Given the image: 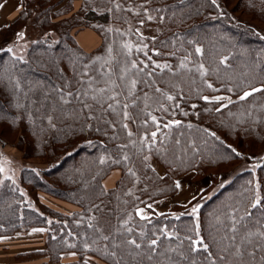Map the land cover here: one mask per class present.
Masks as SVG:
<instances>
[{
    "label": "trees",
    "instance_id": "1",
    "mask_svg": "<svg viewBox=\"0 0 264 264\" xmlns=\"http://www.w3.org/2000/svg\"><path fill=\"white\" fill-rule=\"evenodd\" d=\"M73 1L22 0L15 19L0 28V137L25 146L24 158L38 159L18 164L10 156L2 158L5 168L3 160L12 162L16 176L12 181L0 177V235L41 225L48 252L89 253L107 264H264V155L245 160L235 153L240 146L248 151L249 146H264V90L226 107L202 98L225 88L234 94L264 89V0H124V6L114 0H96L102 2L97 6L83 0L74 8ZM134 1L154 13L157 24L143 50L131 52L135 73L117 61L114 39L111 59L100 66L101 55L94 50L113 33L105 26L125 23ZM29 17L57 37L31 41L21 58L8 49ZM74 27L93 28L101 43L84 49L71 33ZM148 55L159 66L150 67ZM194 62L202 64L204 79L217 87L192 75ZM167 86L175 87L172 100ZM175 121L180 123L170 124ZM113 146H132L143 173L149 169L143 154L151 146H165L163 153L173 157L183 153L177 146L195 155L200 148L208 164L237 159L243 169L199 205V226L194 216L179 213L186 204L148 219L136 214L137 207L129 217L115 209L100 227L103 219L93 215L108 197L102 193L122 187V179L110 190L103 185L113 169L110 162L103 167ZM168 173L156 181L169 190L176 175ZM233 180L239 183L235 188ZM233 189L242 194L235 205L225 197ZM39 193L78 209L64 213L48 207ZM212 212L218 216L206 227L204 217ZM153 239L155 252L150 249ZM133 240L141 247L129 243ZM196 240L207 250L190 251Z\"/></svg>",
    "mask_w": 264,
    "mask_h": 264
},
{
    "label": "rangeland",
    "instance_id": "2",
    "mask_svg": "<svg viewBox=\"0 0 264 264\" xmlns=\"http://www.w3.org/2000/svg\"><path fill=\"white\" fill-rule=\"evenodd\" d=\"M91 1L94 3L96 0ZM114 1L118 3V6H124L125 4L124 0ZM101 3L102 2L99 1L97 3H94V5L97 6ZM134 3H136V5H129L128 17H126L125 23H110V25L105 26L108 31H113V33L109 38H106L107 43L105 40L104 45L102 44L98 49H96V47L99 45V43H101V37L100 34L97 33V35L99 36V42H97L98 44L95 43L97 45L94 44L95 46L91 50L96 49L97 51H94L99 52V55H101V59L98 60L100 66L103 61H108L111 59L113 53L111 44L112 40L114 39L115 48L120 52V55L116 58L118 59L117 61L124 63L127 67V71L130 70L135 73L134 70L135 68H137V66L132 63L134 59L130 56L131 52L135 50H143L145 44L147 43L146 36H153L152 34L155 32L157 24L153 18L154 13L148 12L147 9L142 6L143 4L141 2L134 1ZM80 4L84 5L83 0H74L72 2V7L74 8L76 6H80ZM106 5L107 7H109L108 4ZM149 16L152 17L151 20L148 19ZM141 21H143V24L141 23ZM86 29L94 31L93 28L90 27H74L71 30V33L76 38V36H78V34L82 30ZM23 30V36H18L11 48V52L21 58L24 57L25 50L31 41L40 37H45L46 35L51 40H54L57 37L56 35H54L53 31L46 32L43 28L35 25L30 17L26 25L23 26ZM261 33L264 34V29L261 30ZM147 63L150 67L159 66V60L153 55H148ZM194 65L195 70L194 73H192L194 77L203 80V84L211 85L212 88L218 86L216 83H213L209 79H204V68L201 63L199 64L198 62H194ZM131 77H133V75L130 74V81L132 80ZM93 79L95 83L99 82L100 80V78H98V74L94 75ZM166 90L168 97L176 91L174 86H167ZM228 90L229 89L225 88L224 91L214 92L208 95L203 94L202 98L204 99V97H208L206 101H216L217 103L215 107H218L229 104L234 100L240 99V97L243 96L245 92H252L251 90H244L243 92L234 94L233 92H229ZM216 97H223L224 99L216 100ZM202 106L205 107L207 105ZM0 146H4L3 150L5 151L4 153L0 152V168L3 169V171H0L1 178L10 177V179L8 180L12 181L15 178L14 176H16V172L14 170L15 167L13 166L12 162L7 163L5 159L3 161L6 162L9 167L5 168L3 166L2 158L5 156L12 157L18 164L25 160L38 162V159L33 160L31 158H24L23 149H25V146H18L12 141L10 143H7L1 137ZM131 147L132 146H113L110 151V156L107 154L108 158H106V163L103 165V167L107 166L109 162L110 165H112L113 169H111L108 174L112 176L113 184L108 186L109 188L105 187V189L110 190V188L116 186L119 183L120 179H122V181L120 182L122 187L119 188L120 191L118 190V188H116L114 190L115 193L113 194H111L110 192L102 193V195H108V197L102 201L98 212L95 211L93 215L94 217L101 216V218L103 219L100 227L103 225V222L106 221V217H110L115 209L116 211L124 214L125 217H129V214H133L134 208L137 207L136 214L141 217L137 212L138 208H142L146 211L145 216H150L153 213H165L172 207L184 206L186 204L187 205L185 207L179 209V213H186L190 216H194L196 218H194L195 221L198 223V211L195 214H192V209L196 205H200L201 203H203V201L206 200L212 194V192H214L222 184H228L231 181L232 174L243 169V165L238 162L237 159L235 161L221 162L215 165L208 164L206 163L207 160L201 156L200 148H198L196 152L197 155H195L188 152L184 153V149L186 146H177L178 152L182 149L183 153H177L176 156L173 157L172 152L163 153V150L166 149L165 146L158 148L151 146L147 150L145 148L139 151L137 150V148L133 150L134 152L140 153H143L145 152L144 150H146L145 154H143V159L144 164L149 169H147L143 173L141 166L136 165L138 159L136 158V155L132 156V154L134 153H132ZM249 149L251 151H248L247 148H242L240 146L239 150L235 151V153L237 152L239 153V155H242L245 160H247L248 158L251 159L252 155H264V146H249ZM174 150H176L175 146ZM163 163L167 164V169L162 165ZM168 169L169 173H173V176L176 175V177H173L171 180L172 182L169 190L166 188V186L160 187V182L156 181L157 179H160L158 176H165ZM207 172L209 173L206 174ZM167 179L170 180V177ZM177 182H179L181 185L179 188L176 187ZM233 182L235 183L233 188L239 185V183H236L235 180H233ZM234 193L235 190L233 189L231 191H228L225 195V197L230 200L229 202H232L233 205H235L236 203V198H242L241 190L237 191L239 195H237V193ZM203 194L204 196L201 197ZM191 199L194 200L192 201L193 203H188ZM53 201L54 199L50 198L49 201L43 203L46 206L55 209L56 206L54 205ZM126 204H128V206H126ZM157 204H161L159 208L163 209L165 207L167 208L168 205L170 207L162 212H157L148 207V205L157 206ZM172 210L173 209H171L170 211ZM217 216L218 215L213 212L206 214V217H204L205 226H209L211 221L214 220ZM201 221L198 223V226L201 224ZM100 231H107V228L104 229V227H102ZM246 240V237L242 238L243 243Z\"/></svg>",
    "mask_w": 264,
    "mask_h": 264
},
{
    "label": "crops",
    "instance_id": "3",
    "mask_svg": "<svg viewBox=\"0 0 264 264\" xmlns=\"http://www.w3.org/2000/svg\"><path fill=\"white\" fill-rule=\"evenodd\" d=\"M0 5H3V7H0L1 28L15 19L22 6V0H0ZM87 31L92 30L86 29L82 30L80 33ZM79 34L76 36V40L86 50L93 49L94 46L98 44L97 42H99L98 35L92 34L89 39L84 42L79 38ZM112 181V176L108 174L103 180L104 187L113 184ZM50 198L54 199L53 203L56 209L64 213H71L78 209L77 206L71 203L58 200L45 193H39V199L42 200V202L49 201ZM157 206L153 205L151 208L157 212H162L170 207L168 205L167 208L165 207L163 209L159 208L161 204H157ZM137 212L140 216L146 215V211L142 208H138ZM35 229H42L43 231H34ZM80 260L86 264H107L89 253L80 255L73 250H62L59 253L56 252L53 254L48 252L45 243V228L41 225H34L26 229L16 230L10 234L0 235V264H72Z\"/></svg>",
    "mask_w": 264,
    "mask_h": 264
},
{
    "label": "snow or ice",
    "instance_id": "4",
    "mask_svg": "<svg viewBox=\"0 0 264 264\" xmlns=\"http://www.w3.org/2000/svg\"><path fill=\"white\" fill-rule=\"evenodd\" d=\"M212 3H213V4H216V0H212ZM0 7H3V5H0ZM157 11H159V9H157ZM148 19L151 20L152 17L149 16ZM161 20H163V17H161ZM141 23L143 24V21H141ZM17 35L20 36V37H22V36H23V33H18ZM8 50L10 51L11 49H8ZM196 51L199 52L200 49L198 48ZM223 62H224V61H221V63H223ZM146 67H147V65H145V68H146ZM164 67H166V65H165ZM208 87H211V85H208ZM262 90H264V89H253L252 92H245L244 95L240 97V99L243 100V99L247 98L248 96L252 95L253 92H258V91H262ZM167 99L172 100L173 97L169 96V97H167ZM204 99L207 100L208 97H204ZM215 99H216V100H222V99H224V98H223V97H216ZM222 106H223V107H226V105H222ZM110 107H111V105H110ZM125 107H126V106H125ZM193 107H195V105H193ZM217 111H219V109H217ZM125 116L127 117V114H126V113H125ZM155 119H156V118L153 117V121H155ZM171 123L179 124L180 122H179V121H175V122H170V124H171ZM170 124H169V125H165V127H169ZM124 127H127V125H125ZM130 135H131V134H130ZM213 135H214V134H213ZM152 137H153V140H154V138L156 137V133H155V132L152 133ZM233 151H235V150L233 149ZM237 155H239V153H237ZM101 162H103V161H101ZM0 171H3V169L0 168ZM9 179H10V177H9ZM180 186H181L180 183L177 182V183H176V187L179 188ZM259 203H260V199H259V197H258V198L256 199L255 203L252 204V207H253V208L257 207V205H258ZM148 207L151 208V205H148ZM199 207H200L199 205H196V206L192 209V214H195V213L198 211ZM141 211H143V210H141ZM141 219H148V217H147V216H141ZM34 231H43V230H42V229H35ZM129 231H130V230H129ZM261 235H264V233H261ZM157 239H159V238H157ZM157 239H153V240L151 241V243H150V249H151V251H153V252L156 251V247H155V246L157 245ZM129 243L135 245L136 248H140V247H141V245L136 244V242H135L134 240H133V241H129ZM192 244H193V247L190 249V251H192V252L199 251L201 247H203L205 250H207V246L203 244V241H202V240H196V241H193Z\"/></svg>",
    "mask_w": 264,
    "mask_h": 264
},
{
    "label": "bare ground",
    "instance_id": "5",
    "mask_svg": "<svg viewBox=\"0 0 264 264\" xmlns=\"http://www.w3.org/2000/svg\"><path fill=\"white\" fill-rule=\"evenodd\" d=\"M92 34H94V35H96L97 36V33L96 32H92V31H87V32H82V33H80L79 34V38L82 40V41H84V42H86L88 39H89V37H90V35H92Z\"/></svg>",
    "mask_w": 264,
    "mask_h": 264
}]
</instances>
